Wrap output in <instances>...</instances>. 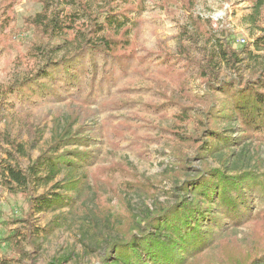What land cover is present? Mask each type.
<instances>
[{
	"label": "rangeland",
	"instance_id": "374dc122",
	"mask_svg": "<svg viewBox=\"0 0 264 264\" xmlns=\"http://www.w3.org/2000/svg\"><path fill=\"white\" fill-rule=\"evenodd\" d=\"M190 1L192 12L185 0L118 3L114 8L134 23L124 39L116 36L114 60L107 53L85 54L75 66L79 83L71 82L68 91L52 94L36 87L32 97L0 92V170L9 163L26 171L55 136L71 131L91 143H67L60 152L77 150L95 158L84 169L91 187L81 202L74 200L70 209L57 212L36 213L30 199L53 190L65 176L47 187L34 184L26 193L4 181L0 172V264H101L106 243L119 239L122 230H132V219L139 221L173 203L176 185L203 169L199 152L204 137L197 114L208 112L212 102L218 108L225 96L208 92L201 70L209 72L212 54L221 59L222 44L240 62L233 68L225 61L214 67L218 81L237 77L246 82L264 73V49L253 45L264 38V18L258 25L246 23L249 11L243 0ZM42 11L40 0H0V86L23 81L45 64L32 53L39 40L31 20ZM195 23L207 33L198 32ZM210 33L213 38L207 42ZM184 107L193 108L192 120L180 119ZM213 126L240 134L237 124ZM254 140L234 159L263 175L264 143ZM205 162L216 167L213 159ZM103 208L115 216V224L103 223ZM263 213L259 209L254 222L219 238L200 264H248L249 252L264 246V230L258 225Z\"/></svg>",
	"mask_w": 264,
	"mask_h": 264
},
{
	"label": "trees",
	"instance_id": "16d2710c",
	"mask_svg": "<svg viewBox=\"0 0 264 264\" xmlns=\"http://www.w3.org/2000/svg\"><path fill=\"white\" fill-rule=\"evenodd\" d=\"M40 1L43 11L31 20L39 40L32 53L42 56L45 64L32 69L23 81L0 86L1 94L16 92L22 97H32L35 95L32 89L36 87L52 94L57 93L56 89L68 91L72 88L71 82L79 83L75 66L84 55L107 53L114 60L116 36L124 39L134 23L130 15L114 8L118 3L127 4L131 0ZM243 1L249 11L244 21L258 25L264 18V0ZM100 3L104 5L99 6ZM60 4L65 7L62 12L57 10ZM94 4L101 9L94 11ZM184 6L188 12H192L194 7L190 0H185ZM202 24L195 23L194 28L207 33ZM212 38L211 33L207 35V42ZM253 45L257 50H263L264 38H256ZM230 51L228 45L221 44L218 50L221 59L216 61L217 54H212L208 59L211 71L201 70L208 92L225 96L222 102H217L218 108L213 107L212 102L208 112L197 114L196 122L203 128L204 137L201 140L203 148L199 152L204 157L203 169L186 178L180 186L176 185L173 203L151 211L149 216L139 221L132 219V230H122L119 239L106 243L101 264H200L215 248L219 238L254 222V214L264 209V174L241 167L234 159L246 145L256 142L254 139L264 143V73L246 82L237 77L218 81L214 67L225 61L233 68L240 62L238 56ZM181 55L187 57L186 51H181ZM57 72H62L64 81ZM192 109L184 107V115L180 119L192 120L189 113ZM216 122L225 126L237 124L240 134L233 136L231 127L218 129L213 126ZM73 135L71 131L59 138L55 136L47 151L26 171L9 163L0 170L4 181L15 184L26 193L34 184L47 187L65 176L53 190L30 199L32 211L50 213L70 209L73 201L81 202L83 193L91 187L88 170L84 169L95 159L94 154L77 150L70 154L60 152L67 143H91L89 137ZM197 139L192 138L193 141ZM210 159L216 161V167L206 165L205 161ZM101 218L105 224H115V216L108 208L102 209ZM258 225L264 230V213ZM263 250V245L256 246L249 252L246 262L264 264V254H259ZM243 263V260H238L235 264Z\"/></svg>",
	"mask_w": 264,
	"mask_h": 264
}]
</instances>
